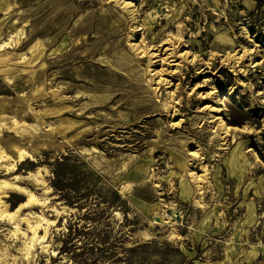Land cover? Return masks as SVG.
Wrapping results in <instances>:
<instances>
[{
    "label": "rangeland",
    "instance_id": "1",
    "mask_svg": "<svg viewBox=\"0 0 264 264\" xmlns=\"http://www.w3.org/2000/svg\"><path fill=\"white\" fill-rule=\"evenodd\" d=\"M129 1L141 45L175 38L187 53L178 68L155 59L170 80L155 91L114 0H0V98L50 132L22 140L35 161L17 171L38 173L46 186L22 185L48 198L21 214L56 220L29 264H264V0ZM242 46L262 63L235 75L222 59ZM215 95L224 123L250 133L223 145ZM191 163L206 169L201 195ZM14 196L10 210L25 201ZM9 228L0 222V247L16 255Z\"/></svg>",
    "mask_w": 264,
    "mask_h": 264
},
{
    "label": "bare ground",
    "instance_id": "2",
    "mask_svg": "<svg viewBox=\"0 0 264 264\" xmlns=\"http://www.w3.org/2000/svg\"><path fill=\"white\" fill-rule=\"evenodd\" d=\"M114 1L120 8H122V10L126 11L128 14L132 16V20L134 24L132 27V32H133L132 34L133 36H135V38L133 39L134 41H132L129 44V46L137 55L141 54V56L146 55L148 57V61H149L148 66H147L149 69L148 71H153L151 74L153 77L150 78V80L148 81H150L151 85H154V87L152 86L153 90L155 91L156 89H158L159 85L162 83L163 85L169 84L170 80H166L165 78L162 79L161 77L163 68L160 70H156L157 67L154 64L156 63V61L160 60L158 62V65H161L163 61H167L169 57L170 59L172 57V59L171 60L169 59V60L176 61V62H173V64L171 65H175L176 66L175 68H178V66L181 65L182 59L184 58V60H186V54H187L186 51L178 54V51H179V50L177 51L178 45H176L178 41L175 38L174 40L173 38H169L167 40L168 42L165 43L167 44L165 47L159 45L155 47L154 49L153 47L150 48V46H147L145 44L141 45L142 37L140 38V40H138L141 34L135 33L137 30H140L141 28L136 23V16H135L136 14L134 13L135 10L130 9L132 8L133 3L129 0L127 1L114 0ZM1 48H2V44H0V49ZM253 51L251 48H246L242 46L236 52H233V53L228 52L225 55V57H223L224 59H222L223 64L226 65L230 69V71L235 72V75H239V74L243 75L244 73H246V70L249 67L253 68V67L261 66L262 62H259L253 59L254 58L252 55ZM161 53L166 54V56L160 58ZM156 58H158L159 60H155ZM179 58H181V60L177 61V59ZM246 58H249L248 60H250L248 66L242 64L243 60ZM194 59L195 57H192L190 61L193 62ZM237 68L238 70H236ZM236 82H237L236 83L237 87L245 86L241 77L238 78ZM234 89L235 87L231 88V91L233 92ZM262 93L263 91H259L257 95L262 94ZM167 94H169L168 95L169 96V106L165 104L166 105L165 109H168L170 115L172 116V114L174 113V110H173V105H171L170 103H172L171 101H174V98H173L174 94L171 92H168ZM216 98H217V95H215L213 99L211 98V101ZM213 102L215 103V105L213 107H211L212 105L209 107L211 108L210 110L214 111L216 114H212L211 118H215L217 116L215 119H218L220 122V125L218 128L221 131L219 132L221 133L222 139L224 141L223 145H227L228 139H226V136L232 135L233 132L236 133V131H238L241 133H250L252 131V128L250 127L248 128V127L243 126L242 128H238L235 126H230V125L225 124L223 120L224 119L223 112H222L223 109L220 106L221 104L218 102V99H216V101H212V103ZM7 105L8 104L5 103V100L3 98H0V175H3V178H0V222L1 221L7 222V224L10 227L8 230L9 235L14 237L16 240H19L20 243L18 244L19 246L15 248L16 255L11 254V252L9 251L10 247L8 245L6 246L4 245L0 247V264H23L24 262L26 264H29L30 261L36 256L38 250L40 252H46L48 250L49 248L48 238L50 236L49 227L51 225L54 226L56 220L55 219L49 220L42 211L40 214L34 213L32 211L26 214H21V210L24 208L40 206L43 209L44 207L48 206L46 205L48 198L46 197V195L45 197L44 195L40 197L36 195L35 193L36 190H31L27 186L22 185L23 183H25V180H28V181L30 180L31 183H33L34 185L46 186L44 183V179L38 173H32L31 171H29L27 172V174L23 175V174H18L17 171L19 170V166L21 164L23 163L30 164L28 161H35V158L33 155L34 152L32 153V151H30L28 147L27 148L24 147L22 145L23 144L22 140L23 139L30 140L31 138L34 139V137L37 136L35 138L37 142L42 143L45 139L46 134L48 135V137L50 136V132L40 133L37 120H35L34 123H28L25 120H23L21 116H17L16 112H13L12 115L10 114L8 115ZM30 112H32L34 116L38 117V114L36 111H33L31 109ZM31 131H32V134L30 133ZM5 132H8V133L14 132V137L12 138H10V136L5 137ZM190 154H192L193 156V154H197V153L195 151L193 152L191 151ZM199 171H201L202 173L199 174ZM184 175L189 177V179L193 182V185L195 186L196 191H198V193L201 195L202 188L204 187L202 184H203V181H205L206 179L205 166L202 165L198 167V164L191 163V165L188 166L187 169L184 171ZM13 194H15L14 197H17V198H21V196H24L25 201L20 203L19 206L15 210H10L7 202L4 199L7 197H11ZM196 202L199 205L203 204V202L201 201V197H198V199H196ZM51 210L56 212V214L59 213L56 207L54 206L51 207ZM23 224L26 225L24 229H22L21 227V225ZM9 260H11L10 263L8 262Z\"/></svg>",
    "mask_w": 264,
    "mask_h": 264
}]
</instances>
